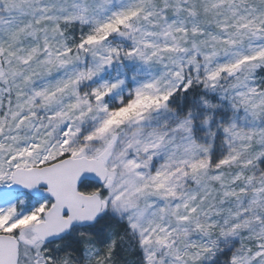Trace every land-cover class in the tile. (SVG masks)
<instances>
[{
    "label": "snow or ice",
    "instance_id": "6c2138e0",
    "mask_svg": "<svg viewBox=\"0 0 264 264\" xmlns=\"http://www.w3.org/2000/svg\"><path fill=\"white\" fill-rule=\"evenodd\" d=\"M0 264H264V0H0Z\"/></svg>",
    "mask_w": 264,
    "mask_h": 264
}]
</instances>
